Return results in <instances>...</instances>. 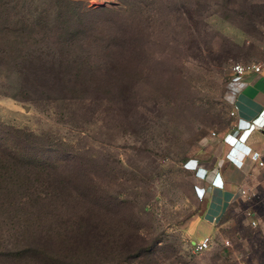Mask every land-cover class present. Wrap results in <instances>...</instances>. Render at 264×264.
<instances>
[{
    "label": "rangeland",
    "instance_id": "obj_1",
    "mask_svg": "<svg viewBox=\"0 0 264 264\" xmlns=\"http://www.w3.org/2000/svg\"><path fill=\"white\" fill-rule=\"evenodd\" d=\"M120 2L9 0L14 21L69 33L22 46L36 87L9 68L0 77V143L35 160L77 159L125 202L148 249L105 264H264V215L198 254L182 231L203 187L200 168L183 163L225 120L230 64L262 57L264 0ZM43 67L79 77L52 85ZM10 236L0 233V247Z\"/></svg>",
    "mask_w": 264,
    "mask_h": 264
},
{
    "label": "trees",
    "instance_id": "obj_2",
    "mask_svg": "<svg viewBox=\"0 0 264 264\" xmlns=\"http://www.w3.org/2000/svg\"><path fill=\"white\" fill-rule=\"evenodd\" d=\"M10 8L9 0H0V77L9 68L21 78L31 75L36 87V58L22 46L35 36L69 32L39 21H14ZM41 71L52 85L79 77V71L70 76ZM28 155L0 143V233L11 235L0 247V264H105L113 256L127 260L148 249L127 205L96 171L77 159L54 163ZM195 164L187 160L183 167L195 170ZM230 247L222 243L219 249L228 253Z\"/></svg>",
    "mask_w": 264,
    "mask_h": 264
},
{
    "label": "crops",
    "instance_id": "obj_3",
    "mask_svg": "<svg viewBox=\"0 0 264 264\" xmlns=\"http://www.w3.org/2000/svg\"><path fill=\"white\" fill-rule=\"evenodd\" d=\"M255 62L264 64V50ZM228 104L223 126L212 131L214 135L210 132L202 143L200 156L189 159L202 171L200 185L204 189L200 206L182 230L190 243L206 235L216 238L222 232L236 237L243 228L251 226L245 209H250L258 224H263L264 68L260 74L244 76L235 95H228ZM227 143L237 154L236 160L226 157L231 148ZM258 160L263 161L262 166ZM240 187L254 192L253 198L243 200L237 193ZM195 193L198 195L196 189Z\"/></svg>",
    "mask_w": 264,
    "mask_h": 264
},
{
    "label": "built area",
    "instance_id": "obj_4",
    "mask_svg": "<svg viewBox=\"0 0 264 264\" xmlns=\"http://www.w3.org/2000/svg\"><path fill=\"white\" fill-rule=\"evenodd\" d=\"M264 68V64L261 62H255V61H248V62H233L230 64L229 70L230 73L232 75V80L230 81V86H229V90L230 93L229 95H235V93L238 91V89L242 86V78L244 76H246L247 74H260L262 69ZM230 114L232 115L233 112L230 111ZM214 132H211V135H214ZM247 136L245 137L244 141L246 140ZM228 145H230V149L229 151L226 153V157L230 158L231 160H236L237 159V154L235 153V151L232 148V145L227 143ZM248 153L245 154V156H247ZM237 156V157H236ZM257 164L259 166L263 165V161L262 160H258ZM195 166L197 167V165L195 164ZM198 168V167H197ZM204 189H201L200 195H199V199H202V196L204 194ZM238 195L245 201L251 200V198H253V196L255 195L254 192H251L250 190H248L246 187H240L237 190ZM264 204V203H263ZM244 215L249 219V223L252 227H255L257 225V221L255 218H253V212L250 209H245L244 210ZM212 243V238L210 236H203L202 238L193 241L190 245V251L194 254H198L201 253L205 250H207L208 248H210V245ZM223 243L225 246H229V240H223Z\"/></svg>",
    "mask_w": 264,
    "mask_h": 264
}]
</instances>
